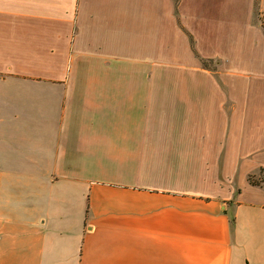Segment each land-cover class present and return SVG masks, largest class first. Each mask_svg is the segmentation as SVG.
<instances>
[{
  "label": "crops",
  "instance_id": "crops-1",
  "mask_svg": "<svg viewBox=\"0 0 264 264\" xmlns=\"http://www.w3.org/2000/svg\"><path fill=\"white\" fill-rule=\"evenodd\" d=\"M263 22L0 0V264H264Z\"/></svg>",
  "mask_w": 264,
  "mask_h": 264
},
{
  "label": "rangeland",
  "instance_id": "rangeland-1",
  "mask_svg": "<svg viewBox=\"0 0 264 264\" xmlns=\"http://www.w3.org/2000/svg\"><path fill=\"white\" fill-rule=\"evenodd\" d=\"M13 144L16 146L15 143H13ZM11 148H13L11 142L5 145V149L10 150ZM23 171L26 172V170H23ZM252 180L254 182H256L257 184H260V185H262L264 187V171L263 172L260 171L259 172V177H258V174H257V177L256 178L253 177Z\"/></svg>",
  "mask_w": 264,
  "mask_h": 264
},
{
  "label": "trees",
  "instance_id": "trees-1",
  "mask_svg": "<svg viewBox=\"0 0 264 264\" xmlns=\"http://www.w3.org/2000/svg\"><path fill=\"white\" fill-rule=\"evenodd\" d=\"M179 1L180 0H176V4H177V9H178V6H179ZM191 40H192V46H193V49H194V40H193V38L191 37ZM195 51V50H194ZM196 52V51H195ZM201 60H202V62H203V64L205 65V66H207V67H209V62L207 61V60H205V59H203V58H200ZM264 170L262 169L261 170V172H263ZM252 176H250V181L252 182V183H255L256 184V182H254L253 180H252Z\"/></svg>",
  "mask_w": 264,
  "mask_h": 264
},
{
  "label": "built area",
  "instance_id": "built-area-1",
  "mask_svg": "<svg viewBox=\"0 0 264 264\" xmlns=\"http://www.w3.org/2000/svg\"><path fill=\"white\" fill-rule=\"evenodd\" d=\"M264 23V22H263Z\"/></svg>",
  "mask_w": 264,
  "mask_h": 264
}]
</instances>
